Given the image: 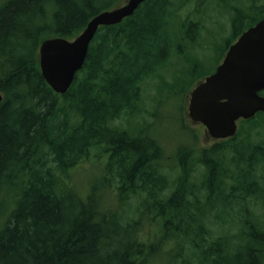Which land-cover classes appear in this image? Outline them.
<instances>
[{
    "label": "trees",
    "instance_id": "trees-1",
    "mask_svg": "<svg viewBox=\"0 0 264 264\" xmlns=\"http://www.w3.org/2000/svg\"><path fill=\"white\" fill-rule=\"evenodd\" d=\"M123 1L0 0V264H156L168 241L166 264H264V113L232 138L179 147L174 178L135 123L176 35L202 47L212 13L229 16L222 59L264 4L146 0L100 27L69 90L53 92L41 42L73 39Z\"/></svg>",
    "mask_w": 264,
    "mask_h": 264
},
{
    "label": "water",
    "instance_id": "water-1",
    "mask_svg": "<svg viewBox=\"0 0 264 264\" xmlns=\"http://www.w3.org/2000/svg\"><path fill=\"white\" fill-rule=\"evenodd\" d=\"M146 0H124L93 16L73 39L51 37L38 48L42 78L56 94L63 95L82 69L98 29L121 23ZM264 17L231 44L215 71L189 93L187 116L202 124L215 141L234 137L237 121L264 113ZM1 99V97H0Z\"/></svg>",
    "mask_w": 264,
    "mask_h": 264
},
{
    "label": "rangeland",
    "instance_id": "rangeland-1",
    "mask_svg": "<svg viewBox=\"0 0 264 264\" xmlns=\"http://www.w3.org/2000/svg\"><path fill=\"white\" fill-rule=\"evenodd\" d=\"M260 1L263 5L264 1ZM228 17L218 11L212 13L213 23L209 26L210 32L203 33L200 39L202 47L194 49L193 42H181L179 36L176 35L174 51L162 72L164 78H152L144 84L143 111L141 117L136 118L135 123L139 124L138 127L148 124V130L155 133L160 140L162 148L166 150L165 165L171 178H174L176 174L172 171V168H176L173 153L179 147H208L213 143V140L206 134L205 127L202 124L193 123L188 118L187 107L191 89L202 78L213 73L222 61V50L230 31ZM127 125V122L124 123L125 128H128ZM237 126L238 128L241 126V120L237 122ZM83 171L85 168L82 173ZM82 173L77 178L84 179L89 174L83 177ZM171 245V241L161 245L156 255L158 257L156 264H166L165 257L160 254V251L169 249ZM156 257L155 261H157ZM160 259L163 261L161 262Z\"/></svg>",
    "mask_w": 264,
    "mask_h": 264
}]
</instances>
